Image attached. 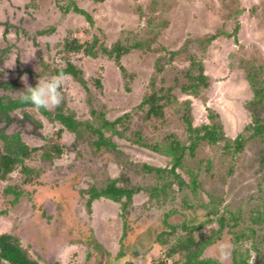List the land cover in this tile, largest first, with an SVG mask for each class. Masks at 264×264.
<instances>
[{"label": "rangeland", "instance_id": "1", "mask_svg": "<svg viewBox=\"0 0 264 264\" xmlns=\"http://www.w3.org/2000/svg\"><path fill=\"white\" fill-rule=\"evenodd\" d=\"M16 1L23 4V0ZM71 1H75L78 7L87 11L94 18V23L91 24L79 13L73 11L65 13L61 7ZM28 2L33 13L39 18L38 30L41 27L48 34L43 38L45 43H49L43 61L49 66L43 70L44 64L37 58L33 62H26L23 68L43 70L36 78L37 82L40 78L48 79L57 75L55 69L64 68L68 63L82 69L87 88L71 75H66L62 88L64 101L59 106L73 112L77 119L91 118V101L95 107L105 108L109 120L131 113L130 120L124 121L131 132V129H136L142 124V109L138 106L145 95L155 89H159L162 94L168 87L174 86L172 93L178 94L181 101L191 99L196 125L208 121L207 106L220 113L224 130L229 137H236L251 121L244 104L253 97V94L245 70L241 66L236 68V65L240 63L248 65L252 56L255 53L259 54V50L264 55V0H28ZM237 7L244 9L239 14L241 23L237 34L239 42H235L233 37L223 35L213 40L207 50L203 51L205 44L197 40L204 39L220 29L234 32L237 19L234 12L236 13ZM137 36L152 37L154 42L150 44V50L133 47L122 56L120 62L129 73V76L124 77L120 65L114 58H109L102 46L111 49L114 43L119 41L125 46H133ZM75 37L82 42L85 41L84 43L91 42L94 37L97 38L99 41L94 48L97 55L91 57L83 52L65 51L66 39ZM162 46L166 49L155 50ZM171 52L177 54L172 56ZM263 55L259 54L258 64H264ZM191 56L203 59L206 74L213 77L206 104L181 92L177 84L184 81V74L180 71L189 70ZM230 63L234 65V69L230 68ZM159 67L162 69L160 72ZM130 74L134 76L131 78ZM1 75L15 77V74L6 71H2ZM96 79H100L101 87H97ZM176 79H179L177 83ZM153 80L155 86H150ZM19 83L25 85L23 79L19 80ZM26 83L32 86V82ZM24 111L42 123L47 143L55 140L58 129H62L60 140L64 145V153L51 162L40 156L42 140L30 135L21 137V141L30 149H38L32 157L25 160V163L41 169V172L38 176H34L35 173L31 174L34 178L32 185L25 180L20 167L11 173L7 180L0 178V234L4 232L14 234L19 231L23 244L27 245L30 242L32 253L41 256V264L46 262L99 264L89 258L91 248L79 242L80 236L82 233L88 234L89 237L95 236L106 250L111 253L119 252V247L121 248L119 238L123 233L122 205L109 199H98L93 201L92 208L88 211L85 206L86 198H82L79 191L95 181L103 182L106 176L104 170L111 178H118L124 173V177L129 176L131 186L134 187L144 181L138 179L132 168L125 170L113 160L94 158L87 137L80 139L81 141L76 139L71 131L65 130L60 124L47 121L35 107H27L23 113ZM166 111L170 115L171 108H167ZM142 132L145 135L152 134L149 129ZM113 141L118 145V149L124 151L135 163L146 162L156 167L169 166V158L150 149L118 136H114ZM1 144L3 141L0 139V149ZM259 145L264 147V143L259 144L258 140L247 146L245 151L247 164L255 159V151ZM205 150L211 154L208 147ZM216 156L220 159L219 154ZM188 160V165L196 169L197 158ZM224 166L221 172L226 171L227 163H224ZM178 171L188 178L185 173ZM237 174L238 172H235L234 175ZM75 177L80 180L70 187L69 183L75 180ZM256 180L253 170L240 172V181L243 183L254 184L252 182ZM16 184L23 191V195L11 207L7 201L13 199L14 195L4 196L2 190L8 185ZM62 187L65 191H62ZM174 189L177 191L178 186L174 185ZM256 192L254 184L245 190V197L249 196L248 193ZM186 193L177 192L172 201L160 199L166 202L161 207H157L161 202H156L155 199L149 201L146 193L141 191L135 194L132 205L128 207L131 219L135 225L147 222V227L145 226L146 230L137 238L135 244L134 237H130L129 243L132 246L129 243L127 246L133 258L126 259L122 264H128L129 261L135 264H157L160 260L174 261L179 257L176 254L169 258L167 251L183 230L179 228L176 234L166 235L168 242H162L158 238L163 230L170 229L163 221L164 211L172 207H177V212L168 219L170 223L181 224L184 221L191 224L206 218V212L196 208L198 206L190 208L193 201L184 204L183 198ZM41 200L43 201L40 202ZM35 203L39 213L34 209ZM66 207L70 212L65 210ZM44 210L51 218L40 216ZM216 227V222L204 225L201 230H196V236H207L211 229ZM86 228L90 229V232L85 231ZM248 244L249 242L245 246ZM215 246H208L202 256L216 259ZM95 250L98 253L96 245ZM252 257L255 258L254 264H260L255 256ZM215 264H218L217 259ZM228 264H232V256Z\"/></svg>", "mask_w": 264, "mask_h": 264}, {"label": "trees", "instance_id": "2", "mask_svg": "<svg viewBox=\"0 0 264 264\" xmlns=\"http://www.w3.org/2000/svg\"><path fill=\"white\" fill-rule=\"evenodd\" d=\"M61 8L65 13L73 11L84 15L91 24L94 23V18L87 11L78 7L75 1H71ZM236 10L234 17L237 19L235 20L234 32L220 29L207 35L204 39L197 40L199 43L205 44L203 51L207 50L208 45L213 40L223 35L226 37L233 36L235 42H239L237 37L238 29L241 26L239 14L244 9L237 7ZM153 40L152 37L140 38L137 36L133 46H125L120 41L114 43L111 49L101 46L109 58H114L117 61L123 76L127 77L129 73L120 62L122 56L133 47L135 49L150 50V44H153ZM98 41L95 37L88 43H84L85 41L82 42L76 37L66 39L65 51L69 53L83 52L85 55L95 57L97 53L94 48L97 46ZM165 49L166 47L162 46L160 49L156 48L155 50ZM171 53L172 56L177 54V52ZM258 53L262 54L260 50ZM259 54L256 55L255 53L248 65H241V63L236 65V68L241 66L245 70L253 97L245 104L250 112L251 122L234 138L226 134L220 113L212 107H206L208 112L207 122L194 124L191 99L181 101L178 94L172 93L174 86L168 87L162 94L159 89H155L145 95L142 103L138 106L139 109H142L143 119L141 122L143 126L139 124L136 129H131V132H129L130 128L124 124V121L130 120L131 113H126L115 120H109L106 117L105 108H97L91 101V118L89 119H77L73 112L66 111L63 107H59L55 111L41 109L52 119H59L67 130L75 135L76 139L82 140L87 137L89 139L88 146L91 148V152L94 153V158L113 160L125 170L132 168L138 179L144 181V183H141L144 185L139 184L138 187H133L129 176L124 177V173L118 178H111L104 170L103 173L106 176L103 182L95 181L89 187L79 191L81 197L86 198L85 206L88 211L92 208L93 201L101 198L121 203L123 209L121 215L123 220V233L120 238L121 249L117 254H112L106 250L102 243L95 239V236L89 237L88 234H81L79 242L91 248L89 258L94 259L93 262L122 264L126 259L133 258L127 243H129L130 237L133 236V244H135L137 238L147 227V222L135 225L128 210V207L132 205L133 196L136 192L143 191L148 195L149 201L155 199L156 202H161L157 206L161 207L166 204L163 200L169 199L172 201L177 192L186 193L187 191L188 193L183 198L184 204L193 201L190 208L198 206L196 208L206 212V218L191 224L184 221L181 224H174L170 223L168 219L177 212V207L165 210L163 223L167 224L170 229L168 231L163 230L158 240L168 242V237L165 236L176 234L179 228L183 232L167 251L169 258L176 254L179 257L174 261L160 260L157 264H215L216 259L205 258L202 255L208 246L216 245L219 241H229L234 245L232 264H250L249 260L252 256H255L260 264H264V147L259 145L256 148V157L253 161L247 164L245 160V151L250 143L256 140L259 141V144L264 143V64H258ZM189 59V70L180 71L184 74V81L177 83L179 79H176V83L180 86L181 92L196 97L206 104L213 77L206 74L203 59H196L195 56H191ZM229 66L234 69L232 63ZM161 70V67H159V72ZM61 72L70 74L87 88L82 69L68 63L66 67L55 71L57 74ZM133 76L130 74L131 78ZM96 81L97 87H101L100 79H96ZM150 86H155L154 80L151 81ZM161 91H163V88H161ZM169 107L171 108L170 115L166 111ZM146 129H149L152 134H143L142 130ZM61 135L62 131L57 132L56 139L42 147L40 156L43 159L52 162L64 153V145L60 140ZM114 136L125 138L133 144L169 158V166L156 167L146 162L135 163L124 151L118 149V145L113 141ZM206 147L209 148L211 154L206 152ZM37 150L30 149L25 144H12L6 152H0V178L7 180L10 174L20 167L25 180L31 182L32 185L34 178L31 177V174L35 173L34 176H38L41 169L30 167L25 163V160L32 157ZM216 154L220 155V159ZM194 158H197L196 169L187 163L188 159ZM224 163H227L226 171L221 172V168L225 167ZM178 170L185 173L188 178H185ZM245 170H253V174L257 178L255 182H252L256 184L257 192L255 194L248 193V197H245V190L254 184L248 182L245 184L240 181V172L244 173ZM235 172H238V174L234 175ZM75 178L69 183L70 187L79 182L80 179ZM151 180L153 182H150ZM174 185L178 186L177 191L174 189ZM2 191L4 196L14 195L13 199L7 201L8 206L11 207L23 195V191L19 189L17 184L8 185ZM62 191H65L64 187H62ZM28 195L30 194L28 193ZM205 196L207 199H205ZM63 202L66 206L65 201ZM35 205L36 203L34 209L36 213H39V208L36 209ZM7 210L8 208L5 212ZM65 210L69 211V208L66 207ZM40 216L51 218V215H47L45 210ZM213 222L217 223V227L211 229L207 236H196V230H201L204 225ZM84 230L90 232L88 228ZM247 242L249 244L245 246ZM95 245L99 254L95 250ZM100 253L104 254L101 255ZM41 259L40 255L32 253L30 242L27 245L23 244L19 231L14 234L10 232L0 234V264H41ZM46 264L51 263L46 262ZM129 264L135 263L129 261Z\"/></svg>", "mask_w": 264, "mask_h": 264}, {"label": "flooded vegetation", "instance_id": "3", "mask_svg": "<svg viewBox=\"0 0 264 264\" xmlns=\"http://www.w3.org/2000/svg\"><path fill=\"white\" fill-rule=\"evenodd\" d=\"M27 2L28 0H23V4H20L16 0H0V139L3 141L0 149L2 150L1 152H6L12 144L26 145L24 141H21V137L24 135L35 136L42 140L43 143L40 146H44L48 142L45 140L46 135L42 131V123L38 119L31 117L27 112L24 111L23 113L25 108H32L34 106L23 104L19 101V92L25 89V85L19 83V80H22L23 76H27V82H32V87H35L37 84L36 78L49 66L43 61L47 49L46 46L48 47L49 44L45 43L46 41L43 38L48 34L41 27L38 30L39 18L33 13V10L28 5L29 2ZM37 58L44 64L42 71L23 68L26 62H33ZM2 71L15 74V77H2ZM56 109L50 111H55ZM37 111L47 121L60 124L62 128L67 130L66 126L59 119H52L41 109ZM248 113L250 115L249 111ZM248 124L243 127L242 131ZM61 130L58 129L57 132ZM135 187H138V185H135ZM119 249L121 248L119 247Z\"/></svg>", "mask_w": 264, "mask_h": 264}, {"label": "clouds", "instance_id": "4", "mask_svg": "<svg viewBox=\"0 0 264 264\" xmlns=\"http://www.w3.org/2000/svg\"><path fill=\"white\" fill-rule=\"evenodd\" d=\"M25 81V89L19 92V101L23 104H31L35 109L45 111L59 107L64 101L62 88L65 84L66 74L61 72L48 79L40 78L35 87L27 85V77L22 78ZM216 259L218 264H228L234 245L229 241H219L216 246ZM255 258L252 257L250 264H254Z\"/></svg>", "mask_w": 264, "mask_h": 264}, {"label": "crops", "instance_id": "5", "mask_svg": "<svg viewBox=\"0 0 264 264\" xmlns=\"http://www.w3.org/2000/svg\"><path fill=\"white\" fill-rule=\"evenodd\" d=\"M111 201V200H110Z\"/></svg>", "mask_w": 264, "mask_h": 264}]
</instances>
